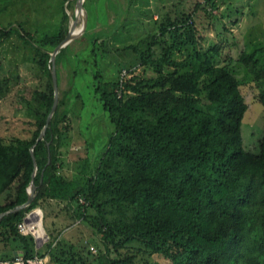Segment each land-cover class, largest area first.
Listing matches in <instances>:
<instances>
[{"label": "trees", "instance_id": "16d2710c", "mask_svg": "<svg viewBox=\"0 0 264 264\" xmlns=\"http://www.w3.org/2000/svg\"><path fill=\"white\" fill-rule=\"evenodd\" d=\"M199 5L196 0L190 11L160 22V33L173 39L160 56H154L152 41L141 52V63L153 66L156 76L105 82L95 72L94 93L114 130L96 169L82 183L61 172L64 148L72 140L67 108L60 110L68 92L58 98L36 142L53 103L50 53L66 30L37 41L18 31L33 48L39 79L46 82L34 90L30 137L0 141V213L28 198L33 145L36 162L33 200L0 218V260L15 259L17 242L24 258L47 256L46 264H89L84 249L98 264H161L154 257L170 264H264V88L256 96L262 106L261 136L256 150L247 151L241 134L247 104L240 82L226 65L214 64L217 48L202 49L193 20ZM13 30L0 23V37ZM182 47L187 54L173 58L172 50ZM259 55L264 47L243 52L239 61L264 82V64L255 68ZM166 66L173 70L164 73ZM52 201L86 222L103 250L93 257L54 224L47 227L46 253L35 250L32 236L20 234L17 224ZM141 254L147 256L138 260Z\"/></svg>", "mask_w": 264, "mask_h": 264}, {"label": "rangeland", "instance_id": "374dc122", "mask_svg": "<svg viewBox=\"0 0 264 264\" xmlns=\"http://www.w3.org/2000/svg\"><path fill=\"white\" fill-rule=\"evenodd\" d=\"M197 1L201 5L196 8L193 20L197 35L201 36L202 49L217 48L220 54L213 60L214 64L226 65L239 80L247 104L241 125L242 143L245 150L255 151L262 128V106L256 96L264 88V82L261 77L256 78L239 57L243 52L264 47V0ZM194 2L196 0H83L80 11L78 0H7L0 4V23L16 29L9 36L0 37V141L7 144L30 137L29 121L37 106L34 90L43 88L46 82L44 78L39 79L33 48L18 31L29 33L32 40L37 41L43 34H54L62 27L66 36L77 20L73 38L62 47V54L58 57L56 54L55 70L58 98L68 92L60 110L67 108L72 136L64 148L61 172L84 182L96 169L114 130L108 113L94 93L95 72L99 70L105 82L120 80L124 72L122 82L133 76H156L153 66L141 63V52L152 41L154 56H160L162 50L173 42L168 32L160 33V22L167 16L172 18L182 11H190ZM152 35L155 38L150 40L148 36ZM127 46H134L137 51ZM172 54L173 58L181 59L187 51L184 47L180 50L174 48ZM263 64L264 55H259L256 70ZM172 70L166 66L163 72ZM0 201H3L2 196ZM63 205L55 201L45 202V208L29 212H35V216L41 218L40 222L37 221V239L32 236L33 248L46 253L47 227L54 224L57 230L63 229L62 236L66 240L88 247L93 257L96 256L99 250H103L99 237L86 222L65 212ZM69 207L73 210L74 204ZM18 245L17 242L13 244L14 253L20 255L22 251ZM86 252L84 249L83 256L92 259ZM146 256L141 254L137 258L142 260ZM90 259L89 264H98ZM153 259L170 264L162 257Z\"/></svg>", "mask_w": 264, "mask_h": 264}, {"label": "water", "instance_id": "95a60500", "mask_svg": "<svg viewBox=\"0 0 264 264\" xmlns=\"http://www.w3.org/2000/svg\"><path fill=\"white\" fill-rule=\"evenodd\" d=\"M83 5V0H78V11H80L82 9V6ZM77 18V16H76ZM78 19V18H77ZM77 24V20L74 21V23L72 24L71 28L69 29L68 33L66 34V36L54 47L52 53L50 54V62H51V76H52V84H53V103H52V106H51V109L46 117V123L43 127V129L41 130L39 136L37 137L36 139V142L38 140H40L44 133H45V130L47 128V125L57 107V103H58V87H57V75H56V70H55V57H56V54L59 52V50L65 46L70 40L71 38H73L74 36V29H75V26ZM34 146V145H33ZM33 146L31 147L30 149V152H31V155H32V159H33V164H34V170L32 172V175H31V181H30V184H29V188H28V198L26 200V202H24L23 204L21 205H18V206H15L14 208L12 209H9L5 212H2L0 213V218L2 216H4L5 214L7 213H10L14 210H19L21 208H25L26 206H28L31 201L33 200L34 198V195H35V183H34V176H35V172H36V162H35V158H34V154H33ZM17 256V254H16Z\"/></svg>", "mask_w": 264, "mask_h": 264}, {"label": "built area", "instance_id": "2783aa9c", "mask_svg": "<svg viewBox=\"0 0 264 264\" xmlns=\"http://www.w3.org/2000/svg\"><path fill=\"white\" fill-rule=\"evenodd\" d=\"M124 73H121L120 82H122L121 79H123L125 75ZM35 217H36L35 212L27 213L26 216L23 218V220L17 224L18 232L24 236L31 235V236H34V238H36L37 237L36 235L37 234L39 235V232H38L39 226H37V221L40 222L41 218L38 216V218L36 217L35 219ZM47 260H48L47 256L41 257L38 255H35L32 258L27 259V258H24L22 254H20V255H17L12 262L7 261V260H0V264H10V263L11 264H46Z\"/></svg>", "mask_w": 264, "mask_h": 264}, {"label": "bare ground", "instance_id": "6f19581e", "mask_svg": "<svg viewBox=\"0 0 264 264\" xmlns=\"http://www.w3.org/2000/svg\"><path fill=\"white\" fill-rule=\"evenodd\" d=\"M75 32V31H74Z\"/></svg>", "mask_w": 264, "mask_h": 264}, {"label": "crops", "instance_id": "0c3cea01", "mask_svg": "<svg viewBox=\"0 0 264 264\" xmlns=\"http://www.w3.org/2000/svg\"><path fill=\"white\" fill-rule=\"evenodd\" d=\"M18 253V252H17Z\"/></svg>", "mask_w": 264, "mask_h": 264}]
</instances>
